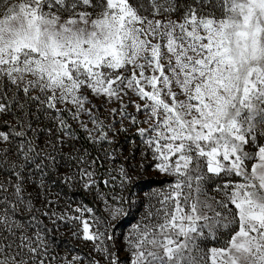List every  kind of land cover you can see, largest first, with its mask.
Here are the masks:
<instances>
[{"label":"snow or ice","instance_id":"snow-or-ice-1","mask_svg":"<svg viewBox=\"0 0 264 264\" xmlns=\"http://www.w3.org/2000/svg\"><path fill=\"white\" fill-rule=\"evenodd\" d=\"M121 135L158 190L134 204L121 165L104 216L36 207L29 181L65 149L63 183L91 192ZM45 219L107 264H264V0H0V264H85L53 254Z\"/></svg>","mask_w":264,"mask_h":264},{"label":"rangeland","instance_id":"rangeland-1","mask_svg":"<svg viewBox=\"0 0 264 264\" xmlns=\"http://www.w3.org/2000/svg\"><path fill=\"white\" fill-rule=\"evenodd\" d=\"M83 136L84 134L81 133ZM119 150L117 151L118 161L113 164L110 161L102 162V166L97 169L96 179L98 181L97 186L93 188L91 192L85 191L80 180L72 181L70 184L63 183V173L65 171L75 172V161L68 160V150L64 151V163L65 167L60 169V175H57L54 169L49 168V175L43 177L44 186L40 187L41 176L37 175L33 177L29 182L36 185L35 188L31 189L33 197L39 192L40 199L35 201L36 207L43 212L45 209L41 205V201L45 199V196L53 200V204L50 206V210L55 211L57 215L68 212L71 215H76L77 213L72 210L78 206H86L93 208L99 216H104L105 205L104 199L111 200L112 196L121 194L128 196L126 191L120 189L119 179L112 181L110 186H105L102 183V179H108V174L111 172L112 176H119L118 169L121 165L135 170L133 174L134 180L137 182V186L129 185L131 190V200L134 204H139L137 197L146 198L147 194L151 191H156L157 183L161 177H157L152 169L144 171L141 168V164L144 166L149 165L150 160H142L141 152L139 147L133 145L132 139L121 135L118 138ZM77 148L86 149L80 142L76 145ZM99 151V149H96ZM111 151V149H109ZM73 157L75 153L72 154ZM134 156L135 159L125 160L124 157ZM97 193L100 194L97 197ZM94 197H97L94 199ZM142 211V209L140 210ZM132 216L128 217L120 228L116 232V236L120 239L128 231V226L133 222V220L139 215L137 208L131 209ZM87 215V214H86ZM45 224L49 230V234L56 241L53 246V254L62 257L66 252H70L71 255L79 254L81 257L85 258V264L93 257L100 260V264H107V262L101 257L99 253L92 252L91 244L85 245L81 240H78L73 236V222L69 221H57L54 226L51 219H45ZM69 255V259L71 258ZM121 259H125V254L121 253Z\"/></svg>","mask_w":264,"mask_h":264},{"label":"trees","instance_id":"trees-1","mask_svg":"<svg viewBox=\"0 0 264 264\" xmlns=\"http://www.w3.org/2000/svg\"><path fill=\"white\" fill-rule=\"evenodd\" d=\"M82 136V135H81ZM83 137V136H82ZM80 143L86 148L88 149L89 152H91L92 156H96L97 154V150L92 149V147L90 145H88L83 139H81Z\"/></svg>","mask_w":264,"mask_h":264}]
</instances>
